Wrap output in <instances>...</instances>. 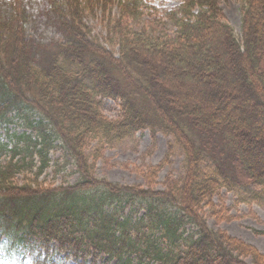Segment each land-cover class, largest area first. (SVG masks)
Wrapping results in <instances>:
<instances>
[{
    "label": "trees",
    "instance_id": "trees-1",
    "mask_svg": "<svg viewBox=\"0 0 264 264\" xmlns=\"http://www.w3.org/2000/svg\"><path fill=\"white\" fill-rule=\"evenodd\" d=\"M238 2L236 36L218 0H182L163 14L169 35L143 0H42L38 11L59 39L35 52L25 37L28 3L0 0V224L79 264L97 256L106 264H264L205 218L227 216L212 201L221 190L264 205V0ZM96 11L116 55L83 22ZM108 102L112 119L103 115ZM143 130L180 150L177 180L148 195L94 178L104 144ZM67 167L73 184L41 180Z\"/></svg>",
    "mask_w": 264,
    "mask_h": 264
},
{
    "label": "rangeland",
    "instance_id": "rangeland-1",
    "mask_svg": "<svg viewBox=\"0 0 264 264\" xmlns=\"http://www.w3.org/2000/svg\"><path fill=\"white\" fill-rule=\"evenodd\" d=\"M146 4L153 8V16L162 20L163 27L166 29L167 35L172 33V28L166 22L163 14L175 11L182 0H143ZM29 8L32 9L33 16L25 31V37L29 39L31 48L35 52H45L51 50L53 44L59 39L57 32L46 24V20L39 12L43 8L42 0H25ZM219 9L221 10L222 20L230 26L236 36L240 35L241 12L238 0H218ZM39 10V11H38ZM46 13V11H44ZM115 8L111 10L112 16H115ZM153 16L146 15L145 20L153 19ZM83 22L90 30L99 43L110 49L116 55L117 47L109 45L107 42V21L99 11L92 14H85ZM52 51V50H51ZM35 55V54H34ZM39 60V55H35ZM41 58L40 61H44ZM103 115L108 119H112L117 115V108L110 102L103 109ZM171 144V138L155 133L151 135L148 130L137 131L131 137L124 139L115 144H104L100 150V156L95 159L94 178L104 180L106 185H114L119 188H137L139 191L147 192L148 195L153 192L165 189V180H177L182 174L183 156L180 150L168 145ZM172 145V144H171ZM96 147V143L92 142L87 151L92 152ZM164 162L155 177H151L148 173L149 168L156 167ZM60 153H50L51 162H54ZM61 163V162H60ZM76 176L73 169L67 167L56 175L52 173V169L46 171L41 177L45 185L59 186L64 184H73ZM236 197L232 193L221 190L212 201L218 206L223 204V213L227 216L221 218L218 216L205 215L208 227L214 231H220L232 238V242L241 243L250 251L245 253H256L260 256L261 262L264 263V205L243 204L235 201ZM136 206V205H134ZM132 206L133 212L136 209ZM219 209V208H216ZM130 208L126 207L124 213H129ZM221 211V210H215ZM143 210L140 208L133 216H141ZM207 213V212H206ZM227 217L230 220H227ZM218 218V219H217ZM242 246V245H241ZM244 257L245 262H250V255ZM80 263V259L76 258ZM106 264L105 258L97 256L92 259L88 257L85 264ZM258 262V261H257ZM108 264H115V260H110Z\"/></svg>",
    "mask_w": 264,
    "mask_h": 264
},
{
    "label": "clouds",
    "instance_id": "clouds-1",
    "mask_svg": "<svg viewBox=\"0 0 264 264\" xmlns=\"http://www.w3.org/2000/svg\"><path fill=\"white\" fill-rule=\"evenodd\" d=\"M55 245H46L39 236L21 239L0 224V264H79L75 256Z\"/></svg>",
    "mask_w": 264,
    "mask_h": 264
}]
</instances>
